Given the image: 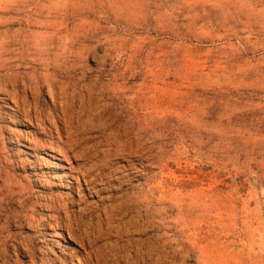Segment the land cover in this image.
<instances>
[{
    "label": "rangeland",
    "instance_id": "obj_1",
    "mask_svg": "<svg viewBox=\"0 0 264 264\" xmlns=\"http://www.w3.org/2000/svg\"><path fill=\"white\" fill-rule=\"evenodd\" d=\"M0 264H264V0H0Z\"/></svg>",
    "mask_w": 264,
    "mask_h": 264
}]
</instances>
